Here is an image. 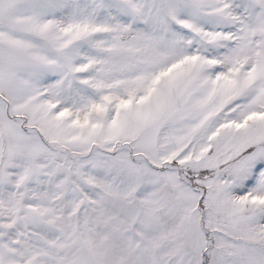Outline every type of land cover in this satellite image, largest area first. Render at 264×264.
<instances>
[{
	"label": "snow or ice",
	"instance_id": "1",
	"mask_svg": "<svg viewBox=\"0 0 264 264\" xmlns=\"http://www.w3.org/2000/svg\"><path fill=\"white\" fill-rule=\"evenodd\" d=\"M0 264H264V0H0Z\"/></svg>",
	"mask_w": 264,
	"mask_h": 264
}]
</instances>
